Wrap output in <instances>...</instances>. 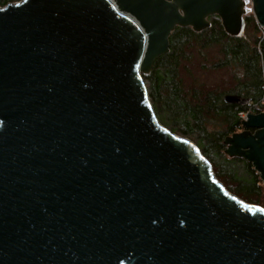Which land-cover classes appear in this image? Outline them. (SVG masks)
Instances as JSON below:
<instances>
[{
    "label": "water",
    "instance_id": "obj_1",
    "mask_svg": "<svg viewBox=\"0 0 264 264\" xmlns=\"http://www.w3.org/2000/svg\"><path fill=\"white\" fill-rule=\"evenodd\" d=\"M246 0L0 7V264H264V209L164 127L143 75L177 27L243 37ZM264 28V0H253ZM230 105L250 101L225 97ZM227 138L264 184V113Z\"/></svg>",
    "mask_w": 264,
    "mask_h": 264
},
{
    "label": "trees",
    "instance_id": "obj_2",
    "mask_svg": "<svg viewBox=\"0 0 264 264\" xmlns=\"http://www.w3.org/2000/svg\"><path fill=\"white\" fill-rule=\"evenodd\" d=\"M18 1L0 0V7ZM245 23L243 37L227 34L219 19L202 32L177 27L170 52L143 78L150 81L149 98L161 124L195 141L229 193L263 207L259 172L244 157L229 155L226 144L227 138L244 130L243 114L264 113V28L253 14L245 16ZM229 95L250 104H227Z\"/></svg>",
    "mask_w": 264,
    "mask_h": 264
},
{
    "label": "rangeland",
    "instance_id": "obj_3",
    "mask_svg": "<svg viewBox=\"0 0 264 264\" xmlns=\"http://www.w3.org/2000/svg\"><path fill=\"white\" fill-rule=\"evenodd\" d=\"M14 3H16V2H14ZM247 8L249 9V13H248V15L253 14L252 6H251L249 3H248V5H247ZM214 19H217V18H213L212 21H213ZM212 77H213V76H212ZM220 79H221V78H218L217 80H220ZM209 80L211 81L212 78L209 77ZM144 81H145V84H146V86H147V89H149L148 87H149L150 81H149V80H145V79H144ZM157 118L160 119V115H159V114H157ZM160 120H161V119H160ZM160 120H159V121H160ZM160 123H161V122H160ZM171 125H172V124H171ZM241 132H242V131H241ZM238 133H240V132H238ZM176 135H177V134H176ZM178 136H180V137H182V138H184V139H187V140H189V141L195 143V141L192 140L191 138H189L188 136L180 135V134H178ZM263 208H264V200H263Z\"/></svg>",
    "mask_w": 264,
    "mask_h": 264
},
{
    "label": "built area",
    "instance_id": "obj_4",
    "mask_svg": "<svg viewBox=\"0 0 264 264\" xmlns=\"http://www.w3.org/2000/svg\"><path fill=\"white\" fill-rule=\"evenodd\" d=\"M24 0H20V1H18V2H16V3H21V2H23ZM251 6H252V8H253V0H246ZM262 103H264V102H262ZM249 114H251V111H248L247 113H245V114H243L242 115V118H243V121H245V120H247V116L249 115ZM263 208V207H262ZM264 209V208H263Z\"/></svg>",
    "mask_w": 264,
    "mask_h": 264
},
{
    "label": "flooded vegetation",
    "instance_id": "obj_5",
    "mask_svg": "<svg viewBox=\"0 0 264 264\" xmlns=\"http://www.w3.org/2000/svg\"><path fill=\"white\" fill-rule=\"evenodd\" d=\"M244 131V130H243Z\"/></svg>",
    "mask_w": 264,
    "mask_h": 264
}]
</instances>
